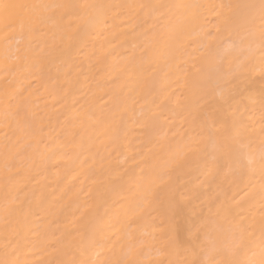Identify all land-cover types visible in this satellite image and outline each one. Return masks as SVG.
Masks as SVG:
<instances>
[{"label":"bare ground","instance_id":"1","mask_svg":"<svg viewBox=\"0 0 264 264\" xmlns=\"http://www.w3.org/2000/svg\"><path fill=\"white\" fill-rule=\"evenodd\" d=\"M87 2L111 7L41 25L30 49L19 29L0 42V259L11 242L29 264H100L126 258L131 239L145 264L183 260L197 229L229 208L255 220L259 244L262 201L246 195L259 188L258 164L252 175L225 166L253 129L258 158L259 0ZM161 3L199 7H147ZM202 130L219 144L185 156ZM169 187L186 241L174 256L160 251L161 213L135 215Z\"/></svg>","mask_w":264,"mask_h":264},{"label":"snow or ice","instance_id":"2","mask_svg":"<svg viewBox=\"0 0 264 264\" xmlns=\"http://www.w3.org/2000/svg\"><path fill=\"white\" fill-rule=\"evenodd\" d=\"M111 7L105 5H96L88 3H74L72 0H56V2H40L35 0H0V42L14 40L15 32L19 29L22 36L27 37V47L31 48L34 35L41 25L61 24L66 17L78 16L83 10L95 8ZM139 7L144 8L146 5L141 4ZM155 9L175 8L185 9L199 7L197 5L188 4H156L148 5ZM232 10L233 5H221ZM245 7L255 9L257 5L250 4ZM260 12V28H259V60L258 71L261 77H264V0H259ZM254 20V17L251 18ZM255 34L253 33V36ZM20 59V57H17ZM257 65H253L249 71L255 72ZM262 108H264V95L261 100ZM227 133V129H224ZM255 130H251L254 132ZM251 132L247 143L238 142L236 148L229 146V159L225 166L228 171L233 170V165L243 175L247 173L252 175L257 170L260 176V184L258 190L255 186L251 191L246 193L247 196L259 195L262 201V211L258 223L259 228V244L256 243L257 224L255 220L245 224L243 218L236 220L232 215V210L226 209L222 219H218L210 224L201 225L192 240L187 241L191 244V258L186 259H167L156 261L155 264H264V116H262L261 137L257 150L252 147ZM227 138V137H225ZM219 136H213L212 133H205L203 130L197 133L191 140L188 152L194 156L205 154V150L209 143L215 148L220 142ZM247 149V152H245ZM216 168L219 164L214 162ZM211 172V170H210ZM239 204V202H237ZM180 206V202L176 200V193L169 187L163 193L149 192L137 205L136 213L138 219L148 217L153 211H159L164 219L161 221L163 227L160 229L159 243L160 251L167 256H174L184 248L186 241L182 238V228L177 222L175 208ZM7 211V209L5 210ZM142 245L137 246L131 239L128 241L126 258H115L100 262V264H145L138 257L142 254ZM258 249V250H257ZM54 251H59L55 249ZM4 258L0 259V264H29L27 260L20 261L13 257L16 256L17 246L11 242L3 245ZM251 253V256H249ZM207 256V259L201 257ZM44 264H53V262L45 261ZM54 264H95L85 260L77 261L58 259Z\"/></svg>","mask_w":264,"mask_h":264}]
</instances>
